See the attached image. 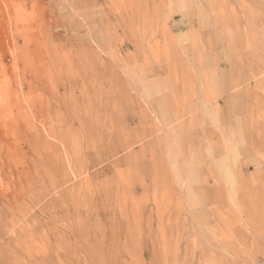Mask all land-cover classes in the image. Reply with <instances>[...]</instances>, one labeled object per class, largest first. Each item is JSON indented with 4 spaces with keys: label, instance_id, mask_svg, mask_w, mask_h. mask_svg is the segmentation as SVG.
Masks as SVG:
<instances>
[{
    "label": "rangeland",
    "instance_id": "1",
    "mask_svg": "<svg viewBox=\"0 0 264 264\" xmlns=\"http://www.w3.org/2000/svg\"><path fill=\"white\" fill-rule=\"evenodd\" d=\"M0 264H264V0H0Z\"/></svg>",
    "mask_w": 264,
    "mask_h": 264
}]
</instances>
